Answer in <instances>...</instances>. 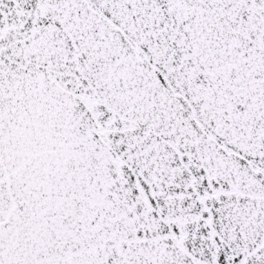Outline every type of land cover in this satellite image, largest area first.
Returning <instances> with one entry per match:
<instances>
[{
	"label": "snow or ice",
	"instance_id": "obj_1",
	"mask_svg": "<svg viewBox=\"0 0 264 264\" xmlns=\"http://www.w3.org/2000/svg\"><path fill=\"white\" fill-rule=\"evenodd\" d=\"M0 264H264V0H0Z\"/></svg>",
	"mask_w": 264,
	"mask_h": 264
}]
</instances>
